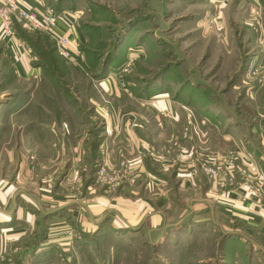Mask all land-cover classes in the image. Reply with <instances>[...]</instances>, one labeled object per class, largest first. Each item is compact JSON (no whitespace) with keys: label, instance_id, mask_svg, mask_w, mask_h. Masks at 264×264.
Masks as SVG:
<instances>
[{"label":"rangeland","instance_id":"obj_1","mask_svg":"<svg viewBox=\"0 0 264 264\" xmlns=\"http://www.w3.org/2000/svg\"><path fill=\"white\" fill-rule=\"evenodd\" d=\"M49 4L58 14L74 17L87 40V58L75 56L81 60L75 67L57 55L44 33L15 24L35 52L36 59L27 69L38 73L19 75L0 43V123L25 124L10 117L22 113L33 121L43 104L52 110L59 99L62 110L74 115L81 127L78 143L90 150L85 167L91 168L82 166L77 175L92 176L93 183L104 189L99 169H119L124 161L116 166L105 161L112 136L104 116L116 111L141 113L148 104L165 98L178 106L188 103L215 116L208 117L206 124L220 134L231 130L236 151L210 156L207 167L212 159L232 158L238 171L231 187L247 193L248 177L241 172L248 173L245 159L258 163L257 158L264 156V0H51ZM156 107L158 113L167 111L159 104ZM18 134L10 128L0 130L3 141ZM32 140L37 137L31 135ZM162 151L156 158L164 161L162 156L166 158L170 149L166 146ZM69 165H62L57 175L68 174ZM114 233L82 241L90 252L84 263L78 261L198 264L197 242L203 247V264H223L228 252L224 242L213 243L214 238L225 237L217 227L198 233L199 237L196 232H177L171 239L168 231L163 238H169L153 245L142 236L122 242ZM4 251L0 264H9V251ZM235 251L245 256L244 249ZM30 264L51 263L35 259ZM66 264L72 261L67 259Z\"/></svg>","mask_w":264,"mask_h":264},{"label":"crops","instance_id":"obj_2","mask_svg":"<svg viewBox=\"0 0 264 264\" xmlns=\"http://www.w3.org/2000/svg\"><path fill=\"white\" fill-rule=\"evenodd\" d=\"M49 1L21 3L38 14L45 10L56 13L58 32L68 36L72 54L87 58L83 30L72 15L50 9ZM17 23H13L11 34L0 28L3 55L22 77L35 75L36 70L30 74L27 69L36 59L35 52L16 28ZM157 104L166 108V113L156 112ZM157 104H148L141 113L116 111L104 116L112 136L106 163L129 162L115 188H98L92 176L77 175L90 159V150L78 143L81 127L74 115L62 110L59 99L52 110L43 104L33 121L22 113L10 117L27 121L25 124L0 123V130L20 132L16 138H0V255L9 251L6 263L30 264L36 259L66 264L69 259L72 264H83L90 247L85 248L82 241L112 231L122 242L142 236L153 245L172 239L177 232H196L199 237L209 227H217L225 237L214 238L213 243L220 246L224 242L228 251L223 264H264V156L257 158L258 163L245 159L251 183L246 194L231 186L222 192L210 180L206 167L210 156L236 151L231 130L220 134L206 124L208 117L215 116L196 111L188 103L178 106L165 98ZM31 135L37 137L32 143ZM166 146L170 151L166 158L162 156L164 161L157 159ZM68 162L69 173L61 178L57 171ZM88 168L91 165L84 170ZM255 188L262 191L261 197L255 195ZM168 231L169 237L163 238ZM196 245L198 264H203V247L200 242ZM235 248L244 249L245 256L239 257Z\"/></svg>","mask_w":264,"mask_h":264},{"label":"built area","instance_id":"obj_3","mask_svg":"<svg viewBox=\"0 0 264 264\" xmlns=\"http://www.w3.org/2000/svg\"><path fill=\"white\" fill-rule=\"evenodd\" d=\"M22 0H0V28L4 34L13 32V23L15 21L22 23L26 28L32 31H40L49 36L56 47L58 55L71 63L75 67L80 66V59L75 58L69 49L70 40L67 35L58 32V15L51 10H45L38 14L28 11L22 6ZM129 169V163L123 161L119 169L108 170L105 166L99 169L98 179L105 187L115 188L119 186L124 178V171ZM238 167L232 158H215L210 161L206 167V173L210 180L223 192H228L230 186L235 184V173ZM242 174L248 173L241 171ZM251 183L247 178V187L251 188ZM246 190V189H245ZM257 197L262 196L259 188L254 189Z\"/></svg>","mask_w":264,"mask_h":264},{"label":"trees","instance_id":"obj_4","mask_svg":"<svg viewBox=\"0 0 264 264\" xmlns=\"http://www.w3.org/2000/svg\"><path fill=\"white\" fill-rule=\"evenodd\" d=\"M21 35L23 36V38H24L26 41H28V40L25 38V35H24V34L21 33Z\"/></svg>","mask_w":264,"mask_h":264}]
</instances>
